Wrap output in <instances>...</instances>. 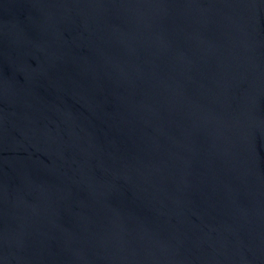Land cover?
<instances>
[{"label":"water","instance_id":"1","mask_svg":"<svg viewBox=\"0 0 264 264\" xmlns=\"http://www.w3.org/2000/svg\"><path fill=\"white\" fill-rule=\"evenodd\" d=\"M0 264H264V0H0Z\"/></svg>","mask_w":264,"mask_h":264}]
</instances>
